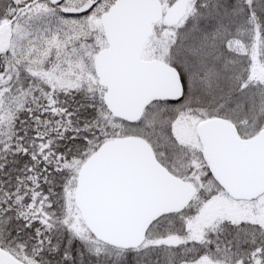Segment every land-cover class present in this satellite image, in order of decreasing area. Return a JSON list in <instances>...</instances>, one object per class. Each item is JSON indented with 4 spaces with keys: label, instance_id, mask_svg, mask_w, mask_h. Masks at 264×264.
I'll list each match as a JSON object with an SVG mask.
<instances>
[{
    "label": "snow or ice",
    "instance_id": "obj_1",
    "mask_svg": "<svg viewBox=\"0 0 264 264\" xmlns=\"http://www.w3.org/2000/svg\"><path fill=\"white\" fill-rule=\"evenodd\" d=\"M0 264H264V0H0Z\"/></svg>",
    "mask_w": 264,
    "mask_h": 264
}]
</instances>
